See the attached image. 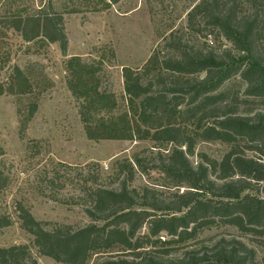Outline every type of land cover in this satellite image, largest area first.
Returning a JSON list of instances; mask_svg holds the SVG:
<instances>
[{"label":"trees","instance_id":"trees-1","mask_svg":"<svg viewBox=\"0 0 264 264\" xmlns=\"http://www.w3.org/2000/svg\"><path fill=\"white\" fill-rule=\"evenodd\" d=\"M118 1L105 2L104 9ZM245 5L246 10L238 11L237 5L228 7L223 0H201L188 14L191 29L196 28L198 16H206L214 37L232 43L238 55L182 50V42L172 34L169 44L181 53L162 59L155 51L145 66V70L160 71L158 83L163 89L154 92V82L145 84L141 74L124 68L128 108L119 115L113 114L118 107L115 95L101 88V66L79 56L67 60L68 88L79 103L87 138L95 142L152 139L174 143L163 170L176 181L187 183L192 191L164 199L154 190L138 192L126 184L118 192L98 188L92 192L87 211L93 222L77 230L64 227L49 232L19 205L22 225L34 236L42 255L63 264H89L94 259V264H262L256 250L242 240L200 238L205 229L226 224L264 240V198L246 193L253 182L264 183V115L236 114L220 90L240 74L248 96L264 97V0H246ZM9 23L27 42L58 43L67 55L64 17L52 4L48 10L19 15ZM33 91L25 72L15 67L9 87L1 89L0 95ZM177 93L189 97L184 109V99ZM37 108L36 103L29 107L28 119ZM189 118L197 119L201 140L231 145L221 162L205 156L193 167L188 155L194 154L196 141L184 131ZM207 119L213 122L205 126ZM243 141L246 149L260 154L259 159L241 153ZM6 184L0 170V193ZM10 225L11 220L0 212V229ZM0 264L38 262L26 246H13L0 247Z\"/></svg>","mask_w":264,"mask_h":264},{"label":"rangeland","instance_id":"rangeland-1","mask_svg":"<svg viewBox=\"0 0 264 264\" xmlns=\"http://www.w3.org/2000/svg\"><path fill=\"white\" fill-rule=\"evenodd\" d=\"M200 1L119 0L104 9L109 0H0V90L9 87L15 67L23 70L34 86L28 94L0 95V170L7 179L6 188L0 193V212L11 220L9 227L0 229L1 248L26 246L38 264H63L39 252L34 236L22 225L19 205L49 232L64 227L77 230L93 222L87 211L92 192L98 188L118 192L126 184L138 192L154 190L164 199L192 191L187 183L176 181L163 170L176 147L174 143L152 139L95 142L87 138L79 103L68 88L66 62L79 56L101 66V88L115 95L118 107L113 114L119 115L128 108L124 68L141 74L145 84L154 82V92L163 89L158 83L160 71L145 70V66L155 51L162 59L181 53L169 44L172 34L182 42V50L239 54L225 38L214 37L206 16H198L196 28H190L188 14ZM223 2L228 7L237 5L238 11L246 10V0ZM51 4L64 17L67 55L58 43L27 42L9 26L14 17L48 10ZM73 10L76 12L71 13ZM258 46L263 49L262 43ZM246 88L245 80L238 74L220 90L226 93L236 114L264 115V97H250ZM176 95L184 99V109L189 97ZM33 103L38 108L28 119ZM208 119L204 120L205 126L213 122ZM196 122L195 118L187 119L184 129L196 141L194 154L188 155L193 167L197 168L205 156L221 162L231 145L201 140ZM177 124H181L180 120ZM240 145L243 155L260 158L258 152L246 149L244 141ZM186 148L182 147L185 151ZM246 193L264 198V183L253 182ZM223 237L244 241L256 250L257 259L263 264L264 240L260 237L244 235L226 224H217L200 234L201 239ZM94 260L89 264H94Z\"/></svg>","mask_w":264,"mask_h":264}]
</instances>
